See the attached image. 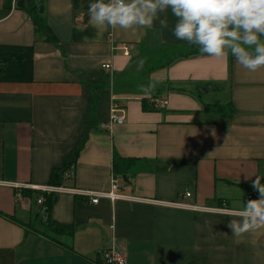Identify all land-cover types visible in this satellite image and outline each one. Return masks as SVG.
I'll use <instances>...</instances> for the list:
<instances>
[{"label": "crops", "instance_id": "obj_1", "mask_svg": "<svg viewBox=\"0 0 264 264\" xmlns=\"http://www.w3.org/2000/svg\"><path fill=\"white\" fill-rule=\"evenodd\" d=\"M18 1L0 0V45H32L33 66L31 82H0V264H102V247L114 246L126 264H264V229L236 237L227 227L264 177V68L250 72L231 55L179 58L190 49L172 34L170 11L168 29L97 27L93 0H41L53 45L36 39ZM211 91L228 93L227 119L205 117L200 99ZM143 98L166 107L145 112ZM113 104L124 123L102 130ZM83 137L69 178L50 186ZM113 154L136 160L116 179L128 199L41 194L107 192Z\"/></svg>", "mask_w": 264, "mask_h": 264}, {"label": "clouds", "instance_id": "obj_2", "mask_svg": "<svg viewBox=\"0 0 264 264\" xmlns=\"http://www.w3.org/2000/svg\"><path fill=\"white\" fill-rule=\"evenodd\" d=\"M169 11L174 17V37L196 47L201 55L216 59L231 55L250 72L264 68V0H93L88 18L97 27L124 30L151 28L158 21L163 30L169 28V20L161 14ZM143 66L140 60L137 70ZM154 87L155 83L150 84L145 91ZM261 180L264 177L256 176L252 183L259 197L247 200L235 211L238 218L227 224L233 236L264 229Z\"/></svg>", "mask_w": 264, "mask_h": 264}, {"label": "trees", "instance_id": "obj_3", "mask_svg": "<svg viewBox=\"0 0 264 264\" xmlns=\"http://www.w3.org/2000/svg\"><path fill=\"white\" fill-rule=\"evenodd\" d=\"M10 1V0H9ZM42 3V1H41ZM43 7V4H42ZM21 10L26 11L28 17L34 27V35L36 39L53 45H58V40L50 31L46 17L43 12L40 13L34 6L33 2H26ZM190 52L179 56L186 58L195 55H201L198 49L194 46H189ZM32 66H33V46H13V45H0V82H31L32 80ZM153 98L142 99V110L157 111L162 109H156L151 106L150 101ZM96 103V97L92 95L91 108L92 112ZM205 105L203 110H208ZM85 137L81 138L74 150V153L69 158L64 159L60 169L53 170L50 176V186H59L64 179V173L69 170L75 163L77 156L84 144ZM136 160L133 158H122L117 154H113L112 158V173L115 178H126L128 171L133 167ZM42 195L46 193H42ZM51 201L48 199L44 202V209L46 210V223H48V213L50 211ZM59 232L69 233L71 230H56Z\"/></svg>", "mask_w": 264, "mask_h": 264}, {"label": "built area", "instance_id": "obj_4", "mask_svg": "<svg viewBox=\"0 0 264 264\" xmlns=\"http://www.w3.org/2000/svg\"><path fill=\"white\" fill-rule=\"evenodd\" d=\"M124 55L128 54V48L124 49L123 52ZM102 69L104 70H109L110 66L107 64H104L101 66ZM166 99H157V100H151L150 104L152 107L156 109H164L166 107ZM125 117L122 113L121 110L118 109V107L113 104L111 107L110 111V117L109 121L106 124H102L100 128L102 130H110L113 125H121L124 123ZM70 174L65 173L64 178L67 179L69 178ZM116 179L115 177L110 178V188L107 192L104 193H99V192H76L71 189H67L65 187H45L41 188L40 192L42 193H68V194H73V193H79L80 195L84 196L89 200L90 204H97L99 199H108L110 201H114L118 198H123V199H128L129 197H125L122 195H119L116 193L117 191V184H116ZM186 197H189V194H186ZM252 199L251 196H248V200ZM38 204H41V200H38ZM181 206V205H180ZM186 207V206H184ZM210 211L214 212H227L226 210L223 209H210ZM101 261L102 264H126V257H125V252L122 248L120 247H111V248H105L102 247L101 249Z\"/></svg>", "mask_w": 264, "mask_h": 264}, {"label": "rangeland", "instance_id": "obj_5", "mask_svg": "<svg viewBox=\"0 0 264 264\" xmlns=\"http://www.w3.org/2000/svg\"><path fill=\"white\" fill-rule=\"evenodd\" d=\"M166 60H164V63ZM151 92L154 91V89H150ZM161 92L158 93V95H163L165 96L167 91L165 90H160ZM160 97V96H159ZM200 97V95H199ZM229 96L228 93L223 92V93H218V92H207L205 94L201 95L200 102L202 104V107L205 105L208 110V115L205 116L209 119H214V120H225L227 119L228 115L232 112V109L229 104ZM117 184H123L122 179H119L117 181ZM32 205L34 206L35 203L32 202Z\"/></svg>", "mask_w": 264, "mask_h": 264}, {"label": "water", "instance_id": "obj_6", "mask_svg": "<svg viewBox=\"0 0 264 264\" xmlns=\"http://www.w3.org/2000/svg\"><path fill=\"white\" fill-rule=\"evenodd\" d=\"M30 1L33 2L34 6H35L36 9L38 10V12H40V13L43 12V7H42L41 0H19L18 3H17V7H19V8H23L24 5H25V3H26V2H30ZM204 91L206 92L207 89H204V90L199 91V92H204ZM122 180H123V181H126V178L123 176V177H122ZM41 216H42V218H44V217L46 216V210H45V209H43V210L41 211Z\"/></svg>", "mask_w": 264, "mask_h": 264}]
</instances>
